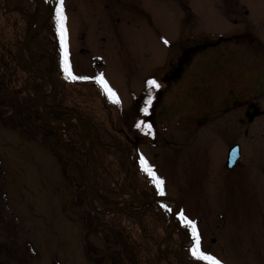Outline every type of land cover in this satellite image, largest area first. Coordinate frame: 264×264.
<instances>
[{
  "label": "rangeland",
  "instance_id": "obj_1",
  "mask_svg": "<svg viewBox=\"0 0 264 264\" xmlns=\"http://www.w3.org/2000/svg\"><path fill=\"white\" fill-rule=\"evenodd\" d=\"M61 4L64 50L76 76L102 77L115 94L111 98L129 116L137 102L134 95L145 91L147 81L159 85H150L151 101L145 104L146 111L138 113L142 133L138 148L164 192L181 202L180 214L195 222L200 250L222 264H264V114L246 133L245 127L228 124L229 112L216 117L208 113L230 88L234 93L248 92L240 89L237 79L240 38L234 35L252 32L264 42V0H62ZM1 17L4 21L0 11ZM37 24L23 35L19 25L7 23L0 43L17 36L18 49ZM204 36L232 38L220 43L218 55L207 52L204 59L195 55L174 78L179 49ZM243 42L241 51L246 53L244 48L251 44ZM261 104L264 109V100ZM234 142L243 146L253 142V160L244 159L232 172L221 170L226 149ZM0 161L5 187L4 198L0 193V234L10 235L9 221L15 232L11 237L20 244L16 263L24 264L18 255L24 256L21 244L29 240L37 255L25 264H92L85 254L82 225L62 208L70 193L49 152L0 125Z\"/></svg>",
  "mask_w": 264,
  "mask_h": 264
},
{
  "label": "trees",
  "instance_id": "obj_2",
  "mask_svg": "<svg viewBox=\"0 0 264 264\" xmlns=\"http://www.w3.org/2000/svg\"><path fill=\"white\" fill-rule=\"evenodd\" d=\"M0 42L7 23L19 25L21 33L32 29L42 16V5L38 0H0ZM53 18H49L31 38L25 48L29 62L36 73L32 75L29 90L43 93L42 104L48 121L58 124L69 114H78L86 128L85 140L96 159L97 177L92 196L101 208L121 204L125 207L132 200H143L158 194L154 178L146 172L138 149L142 133L138 125V113L152 95L148 87L134 96L136 105L133 114L123 112L120 104L110 98L98 78L75 76L69 78L62 66V42L56 31ZM6 24H2L6 22ZM19 38H7L0 43V125L16 132L26 141L37 142L57 162L68 193L62 200L67 216L82 225L83 244L86 257L92 264H178L173 253L158 250L161 238L170 230V213L160 202H134L123 209L98 212L91 208L88 193L93 176L92 159L80 144L78 122L54 129L39 117V104L28 97L23 89L25 73L18 65L13 53ZM64 47V46H63ZM68 66V65H67ZM4 169L0 161V193L5 197ZM2 187V189H1ZM168 238V244L178 248L182 264H209L195 258L187 245L188 232L178 226ZM10 235L0 234V264H17L18 245L9 221ZM25 244V245H23ZM22 245L26 252L19 259L27 263L37 255L28 240ZM26 254V255H25ZM24 257L25 259H23Z\"/></svg>",
  "mask_w": 264,
  "mask_h": 264
},
{
  "label": "flooded vegetation",
  "instance_id": "obj_3",
  "mask_svg": "<svg viewBox=\"0 0 264 264\" xmlns=\"http://www.w3.org/2000/svg\"><path fill=\"white\" fill-rule=\"evenodd\" d=\"M244 11V14H246L247 11L245 9ZM204 37L205 38L201 39L196 38V40L193 39V41L188 39L189 43L180 49L178 48L179 51L176 46L174 47L176 48L175 50L178 51L176 60L177 65H175L177 69L183 66V64H189L195 55H198L203 59L206 58L209 52L218 55L217 48L220 46V43L232 38H226L223 36H218L217 38ZM234 37H238L242 40L241 41L238 39L237 42L239 46V52L235 62L236 73L238 72L237 79L240 82V85L243 86V88L240 89L242 91L248 92L234 93L230 88L229 91L223 95L222 99L219 98V100H216L214 103V106H217V108H211L208 113L209 116L216 117L222 113L229 112V117L227 119L228 124L232 125L231 122H234L240 130L245 127V132L247 133L248 126L252 124L255 119L263 116L264 114V109L262 108L261 104V101L264 100V42L258 38V35L252 32L246 34H235ZM188 38L191 37L188 36ZM243 41L251 44L246 46L247 48H244L246 53L241 51ZM170 45L171 44H167L165 46L170 48ZM172 70H174V67ZM175 75L177 76L178 72H176ZM234 143L238 144L239 146V161L233 167L227 168L226 154L224 161L220 163L221 170L225 168L227 172H232L242 164L244 159L249 157L251 160H253L254 156H250L254 153L253 150L256 149V147L253 146V142H250V146H243L237 142Z\"/></svg>",
  "mask_w": 264,
  "mask_h": 264
},
{
  "label": "water",
  "instance_id": "obj_4",
  "mask_svg": "<svg viewBox=\"0 0 264 264\" xmlns=\"http://www.w3.org/2000/svg\"><path fill=\"white\" fill-rule=\"evenodd\" d=\"M55 9V4L52 6L51 8V13L54 11ZM49 17V14L46 13L45 11L43 12L42 14V18L41 20L38 22L37 26L30 32H28L24 39L21 41V44L20 46L18 47V50H17V53L19 54L22 62L24 63V67H23V71L26 73V78L24 80V83H23V89L24 91L33 99H36L34 97H32L28 91V81H29V77L31 74H35V75H38L30 66V64L26 61L25 57H24V46H25V42L28 38L31 37V35L37 31L38 29H40L44 23L46 22L47 18ZM37 95H39L38 99H36V101H38V103L40 104V107H41V111H40V118L46 123L48 124L49 126H51L52 128L54 129H62L64 128L65 126H67L72 120L74 119H77L78 122H79V126H80V144L81 146L87 150L92 158V162H93V176H92V181H91V185H90V188H89V194H88V200H89V203L90 205L92 206L93 209H95L96 211L98 212H101V211H113V210H120V209H123L124 206H115V207H105V208H97L94 204V201H93V197H92V191H93V188H94V185L96 183V177H97V170H96V159H95V156H94V153L92 152V150L89 148V146H87L86 142H85V135H86V130H85V127L83 125V122H82V118L78 115V114H70L68 115L66 118H65V122L64 124H61V125H54L52 123H50L47 118H46V112L44 111V108H43V105H42V101H41V96H42V93H36ZM238 157V147L237 146H233L230 150H229V154H228V166H231L232 164H234L235 160L237 159ZM171 200V201H174L178 204V207H179V203L177 202V200H175L174 198H171V197H168V196H154L153 198H145L143 200H138V202L144 204V203H148V202H151V201H159V200ZM126 207V206H125ZM179 209L177 208L174 212H172L171 214V218H173V216L176 214V212H178ZM173 229H174V223L172 221V229L171 231L166 234L162 241L165 242L166 244V240L167 238L170 236V234L173 232ZM166 247L167 244H166ZM165 252H172L174 253L176 259H177V262L178 264H182V261H181V258H180V255L178 253V251L176 250H170L169 248H167V250Z\"/></svg>",
  "mask_w": 264,
  "mask_h": 264
},
{
  "label": "snow or ice",
  "instance_id": "obj_5",
  "mask_svg": "<svg viewBox=\"0 0 264 264\" xmlns=\"http://www.w3.org/2000/svg\"><path fill=\"white\" fill-rule=\"evenodd\" d=\"M56 31L59 33L60 38H61V42H62V52L65 54L66 56V52L64 50L63 47V41H64V26H63V21H64V15H63V11H62V4H57L56 5ZM163 39V38H162ZM165 43H167V40H164ZM62 66L65 68V71L68 72V66H67V61L66 59L62 58ZM68 76L69 78L72 79H85V77H75L72 76L70 72H68ZM95 79V78H94ZM100 82L103 84V87L105 88V91L107 94H109L110 98L114 97L115 94L112 92V90L110 88H108L106 82L103 81V78L100 77L99 78ZM147 83L153 87H159V85L156 83L155 80L153 79H149L147 81ZM151 101V97H148V100L145 102L146 104L149 103ZM146 108L141 109V111H146ZM137 126H140V123H138ZM148 129L150 130L151 126L147 125ZM146 172H148L150 175L153 176L154 178V183L157 184V187L160 188L161 187V181L158 180V178L155 177V173H153L150 169V167H145L144 169ZM161 194H162V189H161ZM180 219L182 221V223H185L187 225H189L191 227V232H192V238H193V245L190 249L192 255L197 258V259H201V260H206L209 262V264H222L221 261H219L216 257L212 256L211 254L205 253L203 251L200 250L199 247V235L195 229L194 223L193 221L188 220L186 217L183 216V214H180Z\"/></svg>",
  "mask_w": 264,
  "mask_h": 264
}]
</instances>
